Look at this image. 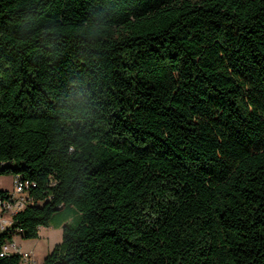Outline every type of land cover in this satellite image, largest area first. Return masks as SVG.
I'll return each instance as SVG.
<instances>
[{
  "label": "trees",
  "instance_id": "trees-1",
  "mask_svg": "<svg viewBox=\"0 0 264 264\" xmlns=\"http://www.w3.org/2000/svg\"><path fill=\"white\" fill-rule=\"evenodd\" d=\"M4 175L0 264H264V0H0Z\"/></svg>",
  "mask_w": 264,
  "mask_h": 264
},
{
  "label": "rangeland",
  "instance_id": "rangeland-1",
  "mask_svg": "<svg viewBox=\"0 0 264 264\" xmlns=\"http://www.w3.org/2000/svg\"><path fill=\"white\" fill-rule=\"evenodd\" d=\"M0 190H12V176H0ZM80 219V214L73 207H66L55 214L49 227H41L36 239H23L16 235L15 241L22 251L34 254L36 264H39L44 254H47L52 248L61 241L62 226L65 224L75 225ZM47 233H49L47 235Z\"/></svg>",
  "mask_w": 264,
  "mask_h": 264
},
{
  "label": "built area",
  "instance_id": "built-area-1",
  "mask_svg": "<svg viewBox=\"0 0 264 264\" xmlns=\"http://www.w3.org/2000/svg\"><path fill=\"white\" fill-rule=\"evenodd\" d=\"M26 187L27 183H22L13 178L12 190L9 191L8 198H0V230H4L11 223L12 216L27 204ZM9 254H19L21 264H29L30 262V254L21 252L14 241L5 243L1 248V256Z\"/></svg>",
  "mask_w": 264,
  "mask_h": 264
},
{
  "label": "crops",
  "instance_id": "crops-1",
  "mask_svg": "<svg viewBox=\"0 0 264 264\" xmlns=\"http://www.w3.org/2000/svg\"><path fill=\"white\" fill-rule=\"evenodd\" d=\"M13 179V178H12ZM40 230V229H39ZM39 230H38V233H39ZM49 233H47V235H48ZM16 244H17V242L15 241V238H14V240H13ZM18 245V244H17ZM18 247H19V245H18ZM19 249H20V251L21 252H26V251H22V249L19 247ZM26 253H29L30 254V262H29V264H36V262H35V258H34V254L33 253H30V252H26ZM46 254H44V256H45ZM44 256H43V258H44ZM43 260V259H42ZM42 263V261L39 263V264H41Z\"/></svg>",
  "mask_w": 264,
  "mask_h": 264
}]
</instances>
